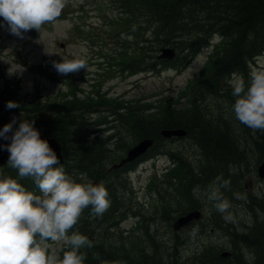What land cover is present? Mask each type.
Listing matches in <instances>:
<instances>
[{
	"label": "rangeland",
	"instance_id": "1",
	"mask_svg": "<svg viewBox=\"0 0 264 264\" xmlns=\"http://www.w3.org/2000/svg\"><path fill=\"white\" fill-rule=\"evenodd\" d=\"M135 1H138V15L143 20L145 16L142 15L141 5L144 0H69L55 22L45 24L39 32L35 29L25 32L22 39L10 34L6 22L0 17V85L12 86L15 99L11 100L20 104V108H14L10 113L15 116L28 107H38L41 109V115L47 116L58 108L59 104H76V109L72 110V113L80 114L79 120L86 123L87 137L92 139V145L107 142L110 157L116 158L112 163H116L139 140L137 129L132 128V123H129L136 115L148 116L154 113V118H158L161 110L156 112L148 107L158 106L156 101L162 97L182 102L186 98L193 99L190 80L204 65L207 46H201L186 66L173 63L177 59L176 54L179 53V49L175 48L176 54L172 59H164L165 62L159 70L138 72L124 77V72L120 70L124 61L122 58L116 63V67L112 64L99 65L98 63L103 60L96 56L94 46L91 47L92 43H87L83 36L77 35L74 25L78 22L84 24L90 35L94 36L95 32H99V34L103 33V38L113 40V35L120 34L111 32L114 26L108 25V22L114 25L121 19V16H118L121 9H116L115 3H124V7H118L129 10L130 16ZM76 12L80 14V18L76 17ZM141 31H145L144 40L145 37L149 38V41L143 43L144 49H142L147 51L149 49L147 47L155 46L156 42L151 39L152 32L147 29ZM121 32L125 31L121 30ZM219 37L220 35H216L212 41L216 43ZM162 47L166 46L162 45L158 48L156 57ZM223 49L224 47L218 55ZM62 57L67 60L82 58L87 64V70L81 69L79 72L67 75L57 73L53 62L61 61ZM176 65H178L177 69H175ZM261 65H264L263 54L245 66L246 72L242 68L221 78V83L227 88L225 91L228 93L227 96L218 91L216 94H204L201 100L202 106L206 108V117L223 119L230 123V133L234 139L235 130L238 131L240 127L233 111L235 98L229 81L233 77L244 76L247 84L251 68ZM96 91L99 93H95ZM71 97H74L75 102L66 104V101H61ZM85 100L91 101L88 104L92 106L82 105ZM144 107L146 109H143ZM185 139L178 137L167 144L173 146L175 150H183L187 155L186 159L198 173L200 172L197 165L200 159L199 149L191 139ZM259 156L260 150L250 142L246 147V158L241 161L242 164L230 160L225 166L223 165V169L220 166L216 167L206 181L208 184H199L193 190V194L200 197L199 210L202 216L198 222L174 231L172 223H168L159 215L150 216L148 211L160 210L161 202L170 203L171 200L172 206L177 209L176 212H179L175 214L178 217L181 211L188 212L191 209L186 199L187 192H184V188L175 181L167 182L168 178L162 175L169 162L166 156L160 153L149 156L146 152L112 179L103 181L101 177L97 179L107 188L113 208L107 209L110 212V219H104L102 225L93 233L103 234L104 241L117 239L122 242L125 244L122 247L123 252L129 253L139 244L144 245V248L149 247L153 252L159 247L165 254L161 258L165 260H169L173 252L181 258L189 259L205 253L209 262L211 261L209 256L217 258L215 262L209 264H230V262L240 264L237 262V256L242 251L245 257L243 264H264V252L256 251L254 242L247 243L239 238V234H247L250 237L249 233L264 222V213L256 211L258 204L264 203V179H260L257 175V167L263 159L259 160ZM153 157L158 158L155 160L156 163H152ZM213 161L217 162L215 159ZM112 163H108L106 167L108 168ZM80 177L92 182L96 180L82 174L78 179ZM217 177L234 180L229 187L220 189L224 198L231 204L229 211L234 217V222L226 221L223 218L226 214L219 213L214 203L207 198V192ZM111 180L114 182H110ZM108 183H110L109 187ZM175 188L182 189L183 198L174 197ZM246 194H254V200L246 202ZM155 199L157 203L152 204ZM135 219H139V226ZM234 235L235 241L231 239ZM262 237L261 245L264 246V233ZM177 240L180 242L175 243ZM53 246L62 255L65 246L62 243ZM225 250L233 253L234 258H221L219 254ZM179 263L186 264L183 260Z\"/></svg>",
	"mask_w": 264,
	"mask_h": 264
},
{
	"label": "trees",
	"instance_id": "2",
	"mask_svg": "<svg viewBox=\"0 0 264 264\" xmlns=\"http://www.w3.org/2000/svg\"><path fill=\"white\" fill-rule=\"evenodd\" d=\"M137 4L138 1H135L133 13L139 10ZM141 6L142 15L145 16L143 29L153 33L151 39L156 42V45L147 47L149 48L147 51L142 50L139 58L136 53L133 55L131 52L125 51V56L132 55L129 60H124L127 63L123 68L129 71L158 70L163 61L157 60L156 54L162 45L178 48L177 59L173 62L178 61L186 66L189 59L193 58L201 46L210 44L213 35L221 37L212 52V58L205 73L192 86L193 99H189L188 102L187 99L183 102L166 101L158 106L157 111L161 110V115L156 116L158 118H154V113L148 116L138 114L131 122L129 121L132 123V128L137 129L139 140L145 137L154 139L153 145L147 151L149 156L161 153L175 161L174 167L165 175L168 178L167 182L175 181L181 185L185 189L183 191L187 192L186 199L190 204V210L199 209L200 197L199 195L195 196L193 190L199 184H208L206 181L216 167L220 166L223 169V165L225 166L230 160H235L239 165L242 164L241 161L246 158V147L250 142L260 150L259 160L264 156V133L258 130L254 132L239 122L240 129L235 130L234 139L230 133V123L223 119L206 117V108L201 103L204 94H216L221 91L222 95L227 96L228 93L225 92L227 88L221 83V78L234 70L244 69L248 60L264 51V0H144ZM131 21L129 19L128 24H133ZM143 41L146 43L149 38L145 37ZM223 47L222 53L218 55ZM73 98H64L61 101H66L65 103L68 104V102H75ZM11 99H15L13 89L7 85L1 87L0 127H4L13 117H16V124L13 125V131H15L21 118L29 121L34 119V127L39 130L41 135L55 137L62 144L65 157L62 166L66 173L73 178L78 179V176L82 174L91 179L101 177L103 178L101 181L108 180L130 166L127 163L122 168L107 172L106 166L116 158L110 157L107 142L92 145V139L87 137L86 123L79 120L80 114L72 113V110L76 109V104H59L58 108L52 110L47 116L41 115V109L38 107H28L22 112V116L21 113L13 116L14 114L10 113L13 109L6 107V100ZM88 103L91 101L85 100L82 105L92 106ZM178 128L185 130L186 140L191 139L199 149L200 159L197 165L200 172L198 173L186 159L187 155L183 150H175L173 146L167 144L175 138L166 139L161 135L162 129ZM213 159L217 162H214ZM0 169L6 174L16 176V172L8 168L7 164L1 166ZM236 180L235 178V182ZM228 181L232 183L234 180L228 179ZM21 183L28 190H35L32 180L25 179ZM109 186L110 183H108ZM183 191L181 188H175L174 197L183 198L181 196ZM245 196V201L248 203L255 198L254 194ZM155 203H157V199L152 204ZM172 205L171 200L170 203L164 201L161 202L162 209L149 210L148 213L150 216L159 215L168 223H172L176 218L175 214L179 213ZM263 205V202L258 204L256 211L264 213ZM111 208H113L112 201H110L108 209ZM183 213L185 212H180V214ZM109 217L108 210L101 216H93L90 208L85 209L74 226L73 230L86 235L92 241L91 248L81 250L86 254L84 264H180L179 262L182 260L186 264H209L217 260L216 257L209 256L211 260L209 262L205 253L195 255L191 259L181 258L175 252L171 254V259L165 260L161 258L165 254L159 247L153 252L149 247L144 248L142 244L130 250L131 254L123 252L122 247L125 244L122 242L117 239L104 241L103 234L93 233L102 225L104 219ZM263 233L264 222H261L256 230L249 233L250 237L247 234H239V238L247 243L254 242L256 251L264 252V246L261 245ZM231 239L235 241V235ZM178 242L180 241L177 240L175 243Z\"/></svg>",
	"mask_w": 264,
	"mask_h": 264
},
{
	"label": "clouds",
	"instance_id": "3",
	"mask_svg": "<svg viewBox=\"0 0 264 264\" xmlns=\"http://www.w3.org/2000/svg\"><path fill=\"white\" fill-rule=\"evenodd\" d=\"M66 4L67 0H0V17L10 34L22 39L25 32H39L45 24L55 22ZM53 67L62 75L87 70L82 58L62 57ZM229 83L236 119L254 132L264 133V65L251 68L247 85L241 77H233ZM6 107L20 108V104L10 100ZM16 119L0 129L4 139L13 133L6 149L10 154L7 166L16 172L14 177L0 169V264H84L86 254L81 250L91 248L92 241L72 230L85 209L90 208L93 216L107 211L108 190L103 183L67 174L48 141L34 127L35 120L21 118L13 132ZM25 179L34 182L35 190L21 183ZM229 185L230 181L217 177L207 198L219 213L226 214V221L234 222L231 204L220 191ZM57 243L65 246L62 255L53 246Z\"/></svg>",
	"mask_w": 264,
	"mask_h": 264
},
{
	"label": "water",
	"instance_id": "4",
	"mask_svg": "<svg viewBox=\"0 0 264 264\" xmlns=\"http://www.w3.org/2000/svg\"><path fill=\"white\" fill-rule=\"evenodd\" d=\"M172 56H173L172 49H164V50L162 49V54L159 57L171 58ZM12 134H13L12 132L8 133V139H4L3 137H0V165H3L9 159L10 154L6 149H7V145L11 143ZM161 134L165 137L183 136L185 134V131L182 129H163L161 131ZM41 138L46 139L48 141L49 145L55 151V153L57 154V158L61 163L63 160L62 155H61V147L57 143L56 139L52 137H43V136H41ZM152 143H153V139L151 138L142 139L141 141H139L136 145H134L132 148H130L127 151V154L124 158H122L118 163H114L109 169L119 168L123 166L124 163L134 160L138 156L145 153V151L152 145ZM257 173L260 178H264V156H263L261 163L258 166ZM93 183H97L96 180ZM199 216H200L199 211L197 210L190 211L187 214L178 217L173 222V225H172L173 229L178 230L181 226L186 225L190 221L197 220ZM228 254L229 252L226 251V252H223L221 255L224 256Z\"/></svg>",
	"mask_w": 264,
	"mask_h": 264
},
{
	"label": "flooded vegetation",
	"instance_id": "5",
	"mask_svg": "<svg viewBox=\"0 0 264 264\" xmlns=\"http://www.w3.org/2000/svg\"><path fill=\"white\" fill-rule=\"evenodd\" d=\"M225 258H226V259L234 258V255H233V253H231L229 256H227V257H225ZM229 262H230V261H229ZM237 262L240 263V264L245 263V257H244V255H243L242 251L238 253V256H237ZM230 264H233V262H230ZM249 264H251V263H249Z\"/></svg>",
	"mask_w": 264,
	"mask_h": 264
},
{
	"label": "bare ground",
	"instance_id": "6",
	"mask_svg": "<svg viewBox=\"0 0 264 264\" xmlns=\"http://www.w3.org/2000/svg\"><path fill=\"white\" fill-rule=\"evenodd\" d=\"M2 127H0V129H1Z\"/></svg>",
	"mask_w": 264,
	"mask_h": 264
}]
</instances>
